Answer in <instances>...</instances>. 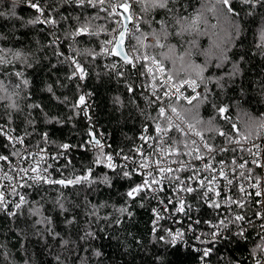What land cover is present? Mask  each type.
Wrapping results in <instances>:
<instances>
[{"label":"trees","instance_id":"1","mask_svg":"<svg viewBox=\"0 0 264 264\" xmlns=\"http://www.w3.org/2000/svg\"><path fill=\"white\" fill-rule=\"evenodd\" d=\"M186 2L189 7L187 13L182 14L189 15L191 19L197 12L202 13L198 23L199 31L189 29L177 36L174 33L180 31V26L175 24L170 14L166 15L165 10L158 8L143 11L150 7V0H136L141 19L140 32L135 35H147L143 43L151 46L141 47L133 38L135 46L142 57L144 52L154 55L162 61L168 74L176 80H182L197 79L196 66H204L206 63L204 51L212 49L214 44H221L227 49L228 61L222 68H216V60L213 58L204 76H211L214 81L224 76L234 65L239 66L240 72L231 79L225 78L222 81L225 85L223 89L214 82L207 83L213 93L209 97L210 103L199 104L198 109L189 115V120L197 130L205 129L207 124L196 123L192 117L203 122L213 120L214 126L223 131H230L231 123H235L241 132L255 135L261 129L259 123L264 121V90L261 88V84H264V9L257 8L253 15H248L247 6L234 0L237 10L243 8L241 16L235 18L240 32L238 35L232 32L231 40L228 41L227 33L230 30L210 10L213 0ZM41 3L59 12L56 15L59 21L56 26L27 24L36 15L28 7L27 0H20L15 6L12 0H0V11L8 14L0 16V37H3L0 39V47L22 51L31 64V67H27L19 61H13L17 70L23 72V78L29 81L27 86L21 84L19 89L14 87L19 82L16 77L0 75V80L4 81L0 97H6L0 99V125L5 124L17 133H24L25 141L30 146L48 145L53 150L65 143L84 144L91 128L96 135L101 133L103 137L104 134L105 144L110 145L105 148L106 152L123 149L125 153H131L143 128H151L157 122L153 118L157 117L159 107L156 104L148 107L151 96L136 68L127 64L120 75V71L113 72L108 67L102 49L103 42L111 36L115 27L113 15L100 6L78 8L72 3H63V0H41ZM12 11L16 14L14 17L10 15ZM65 16L67 20L63 19ZM77 16H80L81 21L85 16L96 17L91 21V30L97 35L75 38L80 50L79 61L86 69V75L83 80H69L72 69L65 58L66 53L74 52L70 47L74 40L69 33L78 26ZM166 19L170 35L165 37L161 34L160 43L164 45L161 48L155 46L156 40L150 33L160 32L161 24L157 21ZM53 32L59 37L58 49L50 44ZM190 42H194L195 46ZM57 50L64 55L57 56ZM89 52L93 55H89ZM50 85L52 92L48 91ZM130 86L133 89L131 92L128 90ZM83 90L89 96L90 121L83 111L72 107ZM173 101L178 111L192 107L184 101ZM193 103L196 104V101ZM35 105L38 107H33ZM213 105L227 106L226 115L230 117L231 123L220 119ZM158 122L162 126L166 125L163 119ZM169 134L177 140L183 139L182 134L174 129ZM204 136L207 139L213 137L208 140L216 145L226 143L224 137L214 133L205 131ZM13 151L5 136L0 135V155H9L15 159L11 155ZM94 157L95 150L89 146L86 149L73 147L58 157L54 165L55 180L73 178L83 174L88 167H93V176L107 174L111 186L94 184L88 188L86 185L62 187L28 183L32 186H24L27 203L17 211V216L10 217L6 211L0 210V264H25L26 260L28 264H56L57 255H60L64 264H80L76 254L90 257L89 264H198V253L192 250L195 243L192 236L187 235L186 243H179L173 248L158 240L159 236L165 235L164 229L153 233L151 209L154 201L157 203L156 200H141L138 197L131 201L127 198L125 194L136 183L137 176L128 180L119 174L120 169L113 172L102 165L93 166ZM69 160L71 164H68ZM60 196L66 212H61L53 203ZM188 202L196 205L190 214L193 219L204 220L215 216L216 211L195 200L193 196H189ZM36 208H39V214L30 215L29 209ZM119 208H127L131 216L127 212H119ZM255 211L256 206L250 203L242 210V214L253 217ZM93 212L96 215H92ZM43 217L51 218L52 224L48 227L69 241L66 248L61 246L60 238L53 239L47 234L44 224H35ZM73 217L74 223L67 225L66 219ZM257 222L256 228L246 225L247 239L233 236L238 228L235 231L230 229L226 238L216 243L208 259L210 264H252L251 250L260 242L256 235ZM85 231L94 233V236L81 240ZM85 248L89 250L87 253L83 251ZM93 251L102 255L94 257Z\"/></svg>","mask_w":264,"mask_h":264},{"label":"snow or ice","instance_id":"2","mask_svg":"<svg viewBox=\"0 0 264 264\" xmlns=\"http://www.w3.org/2000/svg\"><path fill=\"white\" fill-rule=\"evenodd\" d=\"M237 2L243 6H247L249 9L247 14L253 15L254 10L257 8L264 9V0H237ZM13 5H18L20 0H12ZM63 3H72L78 8H86L87 6H91L92 8H96L97 5H104L105 3L109 4L110 13L116 14L118 8L123 9V13L120 15L123 16L124 19L132 22L134 17L129 15L132 8V4L129 0H121L118 4H112L111 0H63ZM27 5L29 8L34 10L36 15L34 18L28 20L26 23L30 25L35 24H47L56 26L59 21L56 19V15H59V12L55 8H47L45 4L41 3V0H27ZM188 3L186 0H150V7L143 9V11H149L150 9H163L165 10V14L169 15L172 20L175 21L176 25L180 26V31L175 32L174 34L177 36H181L185 31H189V29L198 32V23L202 16L201 12H197L195 16H192L191 19L189 15H184L182 13H187ZM104 11H109V9H102ZM216 16H218L223 22L227 25L228 31V41L231 40V33L235 32L237 35L240 32V26L236 23L237 17L241 16V12L243 8L237 10L236 3L234 0H213L212 7L210 9ZM8 14L0 11V16H6ZM11 16H15V12L12 11L10 13ZM19 18V17H17ZM96 17L85 16L83 21H81L80 16L76 17L78 26L74 28L69 36L73 38L75 41L76 37L81 36H93L97 35L96 32L92 31L91 21ZM22 19V18H19ZM64 20H67L68 17H63ZM157 23L161 24V31L156 32L153 31L150 33L152 37L156 40L157 47H164L163 44L160 43V36L163 34L165 37L170 35L168 32V20L157 21ZM215 27V26H213ZM135 32L139 33L140 28L138 24H134ZM115 31V30H114ZM127 29L124 31H120L117 36H114L111 40H106L103 43L105 45H112V48L109 49L107 47L104 48V51L108 54L112 55H121L122 53V45L126 38ZM53 39L51 40V46H55L58 49L59 37L56 36L55 32L52 33ZM262 37H264V33H262ZM3 37H0L2 39ZM133 38L136 40L137 44L141 47H150L151 45L145 46L143 41L147 39V35L140 33V35H135L133 33ZM193 46H195L194 42ZM135 51H139L138 48L133 46ZM76 51L75 49H72ZM171 50V49H170ZM227 49L224 48L221 44L217 43L213 45L212 49L205 50L204 55L206 56V63L204 66H196L197 68V79H185L179 82H173L174 78L171 74L165 75V67L162 61L157 60L155 56H150L144 54L142 59L144 63H141L137 68V63L135 61L139 60L140 57H130L128 54H123L124 62L130 65L132 68H137L139 74L141 76L151 75L152 79L156 80V72H159L162 75H165V78L162 81H159L160 88L163 89V97H172L174 96L177 101L184 100L187 105H191V108H185L183 111H178L177 107L164 105L162 97L157 95L155 91H153L152 95L155 99H149L148 103L154 104L160 102L162 106L158 108V115L154 117L153 120L157 121L155 123V136H149L142 134L140 139L143 141V144L138 148L132 150L133 155L125 154L123 149L116 152L115 154L111 152H106L105 148L110 147V145H106L100 138H97L96 133H94L91 128L87 132L89 139L81 145H71V144H61L59 145L60 151L57 153V156H63L73 147L85 148L86 146H90L95 150V157L92 161L93 166H104L110 169L113 172H116L117 169H120V175L123 178L132 180L134 176H140L141 180L139 183H134L126 192V196L129 200L134 201L138 197L143 200L145 198L156 200L157 206L151 209L153 214V228L152 231L155 234L159 228V221L169 218L173 219L174 223H180L182 225L181 228L176 229L175 231L171 228L165 229V235H161L158 237L160 242H164L173 248L176 247L179 243H186L184 240L185 236L189 233L192 234V239L197 242L199 246H193L192 250L198 253V258L200 264H208V259L213 253V249L216 243L220 239L226 238L223 233L229 230V226H235L238 228V231L233 233V236L238 237L240 239H247V227L256 228L255 221H259V229L256 231V235L259 237V243L255 245V247L251 250L250 256L252 259V264H264V199H255L252 202L258 206L257 210L253 213V217H246L240 212H236L233 209L243 210L247 206V200L250 199L253 195L256 198L264 197V179L259 176H253V169L248 168V164L251 163L255 165L257 168H264V163L261 161V157L264 156V145L256 144L253 140L252 148H256L257 151L253 152L252 148L244 149L242 147V142H248L251 138V132H241L240 129L237 128L235 123H231L230 117L226 115L228 112L227 106H216L215 108L220 119L225 120L226 122L231 123L230 131H223L214 126L213 120H209L207 122H203L199 120L197 117H192L196 119V123H206L207 127L203 130H197L195 124L191 123L189 120V115L193 112L194 109H198L199 104L201 103H210L209 97L213 94L212 89L207 87V83L214 82L218 87L223 89L225 87L222 81L225 78L231 79L235 77L239 72V66L234 65L233 68L225 73L224 76H220L215 78L213 81V77H205L204 72L208 70V66L211 64L212 59L216 60V64L214 65L216 68H222L223 65L228 61V57L226 55ZM57 56H63L64 54L57 50ZM89 55H93V53L89 52ZM72 69L70 75L68 76L69 80L74 78H78L83 80L86 75V69L81 64V62L75 56H68L65 58ZM13 61H19L21 64L27 65V67H31V64L27 62V58L25 54L13 48H5L0 47V75L5 77L14 76L19 81L14 85L15 88L19 89L21 84L27 86L29 81L23 78V72L17 70L16 65ZM122 75L123 73H119ZM199 81V82H198ZM4 81L0 80V88H3ZM190 88L194 95H184L181 92V88L184 86ZM203 85V87H201ZM155 88V85H153ZM200 88V91L197 89ZM262 90H264V84H261ZM6 90V89H5ZM130 92L133 91L131 86L128 89ZM48 91L52 92V86L48 87ZM6 97H0V99H5ZM67 101V97H65V102ZM196 101V104L193 102ZM116 102H119V98H117ZM13 108L16 107L15 104L12 105ZM33 107H38L35 105ZM73 109H78L79 111H83L85 116L87 117V103L85 95H80L78 97L77 102L72 105ZM170 108L171 115L168 114ZM89 121L91 117H87ZM163 119L166 122L165 126H162L158 121ZM179 121L180 123H176ZM31 123V121H29ZM182 125H186L182 127ZM261 129H264V121H261L258 125ZM179 132L184 137L194 136L197 139H182L177 140L168 135V133L172 130ZM147 131V126L145 128ZM207 131L209 133H214L220 137H224L225 141L228 145H236V147H219L217 148L213 144L208 142V139H212L213 137L205 138L204 132ZM235 133V136L233 135ZM0 135L5 136L10 146L14 149L11 153L12 156H17L22 160H31L34 159V154L25 151L24 155H21L19 149H16V144L23 145L24 137L23 136H12L10 131H6L3 125H0ZM238 137V138H237ZM45 142H47V135L45 134ZM153 141L155 143H153ZM145 145H147V149L151 151H147L145 149ZM178 145H183L184 149H188V151H181ZM203 149V150H202ZM240 151H247L250 156H252L251 161L244 160L242 163L238 162L235 156L233 157L230 164L226 163L225 160H220L216 164H213L211 161L215 159V154L218 152H228L231 151L233 153ZM41 153L45 150L41 149ZM38 155V154H36ZM139 156L140 159L137 160L136 157ZM158 156L159 158H154ZM176 157V159L169 160V157ZM181 156H190L193 161H205V158H208V162L202 164V169L206 173H213L210 176H204L201 178L200 169L196 168L194 164L190 161L186 162L183 159H180ZM115 157L121 158L124 163L117 164L115 161ZM57 157H53L56 159ZM41 159L35 160L34 166L23 167L19 169V172L24 173V176H28V174L34 173L35 175L30 178L36 184H52V185H61L62 187L68 186H76V185H86L88 188H91L94 184H105L107 186H111L110 177L107 174H104L101 177L93 176V167H88L83 174L75 176L70 179H58L53 180L48 175H44L43 173L47 172L48 167L50 165L40 168ZM0 161L11 163L9 160V156L0 155ZM68 164H71V160L68 161ZM172 164L177 165L175 168L171 167ZM67 167V165L65 166ZM228 168L233 173L232 176L229 175V171L225 169ZM247 168V171H243ZM187 169H193V174L187 178H182L178 173H181ZM237 169L241 171L237 174ZM16 171L15 168L12 169ZM4 177L11 181L14 177L9 176L7 173L4 174ZM24 179V177H21ZM220 181H225V183L221 186ZM242 181H248L247 186ZM193 182L195 183V187H193ZM21 187L27 186L31 187L30 184H22ZM169 186H171V191L169 192ZM5 188H11V194L19 197V202H12V207L19 210L27 203L24 195L20 194L16 190V185L8 184L3 186ZM248 188L256 189L253 193L248 191ZM186 196H194L198 201L202 202L203 205L207 206L210 209L216 211V218L214 219H193L190 215L193 211V205L188 202L185 198ZM55 205L59 207L61 212H66L67 209L64 206L62 196L58 197L54 202ZM143 207L144 205L141 203L140 205ZM0 209H3L8 212L10 217H15L18 215L17 211L9 210V200L5 195V191L0 190ZM222 209L226 210L228 215H225ZM39 208L29 209L30 215H38ZM119 212L126 213L131 216V212H128L127 208H119ZM167 213V217L165 216ZM177 214H182L188 220L186 226H183V221L175 220L174 218ZM92 215H96V213H92ZM107 219V217H105ZM75 218L66 219V224L71 225L74 223ZM117 224L120 223L119 220L116 221ZM35 224H44L46 226V232L53 239L60 238L61 246L67 247L69 244L68 240H64L60 237L59 232H55L51 227H48L52 224L51 218L43 217V219H39L35 222ZM204 224L207 225L210 231H197L198 226ZM39 234V233H38ZM94 233L90 231H85L84 234L80 237L81 240H85L89 237H93ZM202 246V247H200ZM84 253H87L89 250L87 248L83 249ZM6 255V254H5ZM92 255L94 257H100L102 253L98 251H93ZM76 259L80 261V264H89V260L91 259L87 255L81 256L76 254ZM56 264H64V261L61 259L60 255L55 257ZM25 264H28V261H25Z\"/></svg>","mask_w":264,"mask_h":264},{"label":"built area","instance_id":"3","mask_svg":"<svg viewBox=\"0 0 264 264\" xmlns=\"http://www.w3.org/2000/svg\"><path fill=\"white\" fill-rule=\"evenodd\" d=\"M98 6L103 7V5H98ZM103 8H104V7H103ZM46 25H47V24H45V26H46ZM112 36H113V32H112V35H111L107 40H111V39H113ZM105 47L111 49V48H112V45H105V44L103 45V55H104V58H105V60H106V63H107V65H108V67L113 68L114 71H120V72H121L122 70H124V69L126 68V65H127V64H126L122 59H120L119 57H116L115 55H112V54H108V53H106V52L104 51V48H105ZM128 47H129V50H130V52H129L130 57H135V51L133 50V47H132L131 45H129V43H128ZM66 55H67V57H68V56H75V57L79 60V57H78V55H77L75 52L66 53ZM152 56H153V55H152ZM156 59H157V58H156ZM157 60H158V59H157ZM164 67H165V66H164ZM137 68H138V67H137ZM137 68H136V69H137ZM167 74H168V73H167L166 68H165V75H167ZM165 75H162V74H160L159 72H156V79H157L158 81H162V80L165 78ZM173 78H174V77H173ZM182 80H185V79H182ZM182 80H176V79L174 78L173 82L175 83V82H179V81H182ZM198 82H199V81H198ZM144 85L148 88L149 93H150V96H151V99H155V97H153V95H152L153 91H155V92L157 93V95H160V96L162 97V100H163V104H164V105L174 106V105H173V102L171 103V100H172V99H173V100H176V98H175L174 96H172V97H170V98H169V97H163V89L160 88V85H159V84H158V85H155V88H153V85H151V84H147V83H145ZM201 87H202V86H201ZM200 90H201L200 88L197 89V91H200ZM181 92H183L184 95H194V93H192L191 89H190V88H187L186 85H185L183 88H181ZM82 95H85L86 103H87V105H88V101H89L88 93L84 90V92H83ZM176 101H177V100H176ZM179 101H184V100L181 99V100H179ZM184 102H185V101H184ZM154 104L158 105V107L162 106L160 102H157V103H154ZM149 106H150V104H148V107H149ZM89 109H90V106L88 105V107H87V114H89V113H88V112H89ZM168 114L171 115L170 108H169ZM176 123H180V122H179V121H176ZM236 126H237V125H236ZM182 127H185V129H186V125H182ZM145 128H146V127H145ZM237 128H238V127H237ZM147 131H149L150 136H155V135H156V132H155V126H152L151 128H148V127H147ZM168 135L170 136L169 133H168ZM22 136H23V135H22ZM234 136H235V135H234ZM237 138H238V137H237ZM183 139H197V140H198V138H196V137H194V136H191V137H184ZM181 140H182V139H181ZM253 140H254V142H255L256 144L264 145V129H260L258 133H256L255 135L251 136V138H250V140H249L248 142H242V145H244V146L246 147V149H247V148H252V142H253ZM153 143H155V142L153 141ZM142 144H143V143L134 144L133 147H132V150L138 148V147H139L140 145H142ZM210 144H211V143H210ZM213 145H214V144H213ZM214 146H216L217 148H219V147H236V145H228L227 142L224 143V144L214 145ZM144 147H145V149H146L147 151H151L150 149H147V145H145ZM178 147H180L181 151H188V149H184V148H183V145H178ZM42 149L45 150V151L43 152L44 154H48V153H50V152L52 151V149L49 148L48 146H42ZM202 150H203V149H202ZM252 151H253V152H256L257 149H256V148H252ZM261 151H264V149H261ZM113 154H115V153H113ZM133 154H134V153L131 152V154H129V155H133ZM234 156H235V158H236L237 161H238V158H237V154H236V153H233V152H231V151H228V152H218V153L215 154V159L212 160L211 162H212L213 164H216L217 167H218L217 162L220 161V160H222V159L225 160L226 163L230 164ZM154 158H159V157L156 156V157H154ZM136 159L139 160L140 157L137 156ZM172 159H176V157H174V156H173V157H169V160H172ZM180 159H183V160H185L186 162L190 161V162H192V163L194 164V166H195L196 168H199V169H200V175H201V178H203L204 176H210V175L213 174V173H206V172H204L203 169H202V164L205 163V162H208V158H207V157L205 158V161H203V162H202V161H198V160L193 161L192 158H191L190 156H181ZM14 160H16V161H21V159H20L19 157H16ZM115 161H116L117 164L120 163V162H124V161H123L121 158H119V157H115ZM250 161H251V160H250ZM261 161H262V163H264V156L261 157ZM238 162H240V161H238ZM240 163H242V162H240ZM176 166H177V165H175V164H172V165H171V167H173V168H175ZM247 167L253 169V173H252L253 176H259V177H261L262 179H264V168H257V167H255V165H252L251 163H249ZM225 170H226V171H229V175H230V176L233 175V173L230 171V169L226 168ZM239 171H241V170H240V169H237V174H238ZM243 171H247V168L244 169ZM192 174H193V169H187V170H185V171H183V172H181V173H178V175H180L182 178H187V177L191 176ZM140 180H141V179H140ZM140 180L138 181V183L140 182ZM242 182L245 183L246 186H247V184L249 183L248 181H242ZM224 183H225V181H220V185H221V186H222ZM195 186H196V185H195V183L193 182V187H195ZM170 191H171V186H169V192H170ZM248 191L254 194V192L256 191V189L248 188ZM18 193L24 195V194L21 193V192H18ZM13 198L16 199V200H19V197L16 196V195H14ZM185 198L188 200L189 196H186ZM255 199H264V197L256 198V197L253 195L250 199L247 200V205H249L250 203H253L252 201L255 200ZM254 205L256 206V210H257L258 206H257L256 204H254ZM246 207H247V206H246ZM233 209H234V211H236V212H240V213L242 214V210H240V209H235V206H233ZM221 211H223L225 215H228V214H229V213H227V211L224 210V209H222ZM167 215H168V214L165 213V216H166V217H167ZM216 216H217V214H216V212H215V216L212 217V218H209V219H214V218H216ZM174 219H175V220H178V221H183V226H186L187 223H188L187 218H186L185 216H183L182 214H177V216H176ZM172 220H173V219L166 218V219H163V220L159 221V228H158V229H160V230H161V229H164V230H165V229L171 228V229H173V230L175 231L176 229L182 227V225H181L180 223H174ZM259 223H260V222L258 221L257 224L259 225ZM245 227H246V224H245ZM230 229H232V230L235 231V230L237 229V227L230 225V226H229V230H228L227 232L223 233V235L226 236V234L230 231ZM197 231H198V232H199V231H210V229L208 228L207 225H204V226L199 225ZM188 235L192 236L191 233H189ZM184 240H185V241L187 240V235L185 236ZM193 242H195V243L193 244V246H199V245H197V242H196L194 239H193ZM182 244H184V243H182ZM200 247H202V246H200ZM198 264H200V261H199ZM208 264H210V261H209V260H208Z\"/></svg>","mask_w":264,"mask_h":264},{"label":"bare ground","instance_id":"4","mask_svg":"<svg viewBox=\"0 0 264 264\" xmlns=\"http://www.w3.org/2000/svg\"><path fill=\"white\" fill-rule=\"evenodd\" d=\"M120 2H121V0H111V3L112 4H118ZM129 2L132 4V8H131V10H130V12L128 14L129 15H132L134 17V20L132 22H129L128 20L124 19L122 15H120L121 13H123V9L122 8H118L117 9V13L116 14H112L113 17H114V22H115V27H113V29H112L113 30V36H112V38L114 36H117L118 35V33L124 28L125 22L128 21V23L126 25V29L128 30L127 33H126V50H127L128 55H129V52H130L129 47H128V43L132 47L135 46V43L133 41V33H136L135 32V28H134V24H138L139 25V22H140V19H141V14L137 11V8H136V0H129ZM103 7H104V9H109V11H110L109 4L108 3H105L103 5ZM50 26H52V25H50ZM70 47L72 49H75L76 51H74V52L78 56H80V50H79V47H78V44H77L76 40L74 41L73 44H71ZM135 48H137V47L135 46ZM102 52H103V49H102ZM144 54H147V53L144 52ZM147 55H149V54H147ZM137 56H139L140 59L137 60V61H135V63H137V67H139V65L142 63V60H143L142 59V56H141V54H140L139 51L138 52L135 51V57H137ZM150 56H152V55H150ZM109 69L112 70L113 72H115L113 68L109 67ZM141 78L147 84H151V85H158L159 84V81L157 79L154 81L152 79L151 75L141 76ZM189 79H196V78H189ZM83 92H84V90L81 92V95L83 94ZM172 102H174V101L171 100V103ZM173 105H174V103H173ZM87 117H91V119H92L91 113L87 114ZM3 126H4V128H5L6 131H10V134L12 136H17L18 137V136H22L23 135V137H25V134L24 133H17L12 127H9V126H7L5 124H3ZM153 126H155V123L153 124ZM145 127L143 128L142 132H140L139 135H138L139 140L136 143H134V144L143 143V141L140 139V136L142 134L149 135L150 136L149 131H145ZM97 138H100L102 140V142H104V143L106 141V138H105L104 134H103V137H102L101 133H100V135L97 134ZM183 138H184V136H183ZM88 139H89V137L87 138V140ZM208 142L211 143L209 140H208ZM67 144H69V143H67ZM211 144H214V143H211ZM214 145H216V144H214ZM218 145H220V144H218ZM42 146H48V145L30 146L25 141V138H24V144L23 145H20V144L17 143L16 144V147L20 150L21 155H24L25 154V151L30 152V153H33L34 154V159H31V160H22L21 159V161H16V160L12 159L11 156L6 155V156H9V160H10L11 163L9 164L8 162L0 161V190L5 191V195H6L7 199L9 200V210L10 211H18L17 209H15L14 207H12V202H19V200H16V199L13 198L14 195L11 194V188L10 187L9 188H5L3 186L8 185V184L16 185L17 192L23 193L24 196H25V198H26V193L24 191V187H21L20 185H22V184H28V183H34L33 180L30 177L33 176V175H35V174L30 172L28 174V176H24V173L19 172V169L20 168L34 166L35 160L41 159V157H43V159L41 160V163H40V168L43 169L44 167H46L48 165L51 166V167H48L47 172L46 173H43V174L44 175H48V176H50L51 179L55 180V175L56 174H55V171H54V165L57 163V160H58V157H59V156H57V153L60 151V149L59 148H56L54 150L52 149V151L50 153L44 154V153H41V151H40L42 149ZM242 147L244 149H246V147L244 145H242ZM90 149H92V148L90 147ZM108 152L116 153V151H114V150H108ZM235 153L237 154L238 161H240V162H243L244 160L250 161L252 159V156H250L249 153L246 150L245 151L238 150ZM36 154H38V155H36ZM125 154H131V153H125ZM2 155H5V154H2ZM54 156L57 157V158L56 159H53ZM14 157H17V156H14ZM123 163L124 162H120L118 164H123ZM13 168H15L16 171H13L12 170ZM5 173H7L9 176L14 177V179L11 180V181L7 180L4 177V174ZM21 177H24V179H21ZM140 179H141V177L140 176H137L136 183H138V181ZM194 199L196 200L195 197H194ZM189 203H191L193 205V208H196L195 203H192V202H189ZM156 206H157V203L154 201L153 207H156ZM0 210H3V209H0ZM152 221H153V217H152ZM152 226H153V224H152ZM257 226H258V229H259V225H257Z\"/></svg>","mask_w":264,"mask_h":264},{"label":"water","instance_id":"5","mask_svg":"<svg viewBox=\"0 0 264 264\" xmlns=\"http://www.w3.org/2000/svg\"><path fill=\"white\" fill-rule=\"evenodd\" d=\"M127 23H128V21L125 22V26H124V28L121 31L125 30ZM125 53L128 54L127 50H126V38H125L124 43L122 45V53H121V55H116V56L124 61L123 54H125Z\"/></svg>","mask_w":264,"mask_h":264}]
</instances>
